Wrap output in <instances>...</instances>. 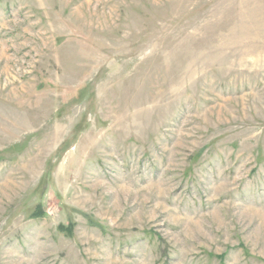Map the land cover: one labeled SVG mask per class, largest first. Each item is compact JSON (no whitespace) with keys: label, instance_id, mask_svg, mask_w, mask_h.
<instances>
[{"label":"rangeland","instance_id":"rangeland-1","mask_svg":"<svg viewBox=\"0 0 264 264\" xmlns=\"http://www.w3.org/2000/svg\"><path fill=\"white\" fill-rule=\"evenodd\" d=\"M0 264H264V0H0Z\"/></svg>","mask_w":264,"mask_h":264}]
</instances>
